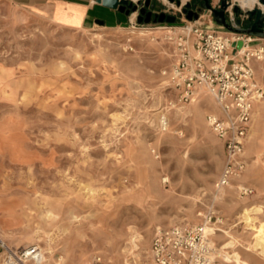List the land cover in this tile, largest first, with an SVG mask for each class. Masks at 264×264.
Masks as SVG:
<instances>
[{
	"label": "rangeland",
	"instance_id": "374dc122",
	"mask_svg": "<svg viewBox=\"0 0 264 264\" xmlns=\"http://www.w3.org/2000/svg\"><path fill=\"white\" fill-rule=\"evenodd\" d=\"M151 1L176 22L71 27L52 2L0 0V264L28 246L40 264H153L157 227L201 223L212 207L217 264H264V98L245 169L220 194L217 104L207 91L181 103L171 83L176 39L211 15ZM252 65L264 90V58Z\"/></svg>",
	"mask_w": 264,
	"mask_h": 264
},
{
	"label": "built area",
	"instance_id": "2783aa9c",
	"mask_svg": "<svg viewBox=\"0 0 264 264\" xmlns=\"http://www.w3.org/2000/svg\"><path fill=\"white\" fill-rule=\"evenodd\" d=\"M214 6L219 7L220 0ZM242 10L243 26L249 9ZM227 16L235 17L232 7L227 10ZM187 29L175 41L177 62L171 71V83L181 103L195 101L200 89H205L217 104L218 112L209 114L207 122L226 148L225 165L215 183L220 192L246 166L243 153L254 107L264 98L252 62L264 58V45L258 43L257 37L230 32L213 20L210 25L195 21ZM239 41L243 42L240 49ZM161 125L167 128L166 116L162 117ZM239 191L244 195L252 192L247 187H239ZM199 214L203 218L201 223L184 222L155 229L150 245L153 264H217L219 253L212 237L222 219L213 207ZM40 255L36 246L21 250L6 247L3 259L5 264H40Z\"/></svg>",
	"mask_w": 264,
	"mask_h": 264
},
{
	"label": "water",
	"instance_id": "95a60500",
	"mask_svg": "<svg viewBox=\"0 0 264 264\" xmlns=\"http://www.w3.org/2000/svg\"><path fill=\"white\" fill-rule=\"evenodd\" d=\"M171 2L175 0H170ZM178 4H181V0H176ZM234 0H220V6L216 7L213 5L212 0H203L198 9L194 11H189L186 15L189 20L198 19L204 14L210 13L213 22L227 29L230 32L239 33L242 35L264 38V9L259 6L249 9L247 11L248 19L241 25L240 16L243 14L241 6L237 3L233 4ZM264 4V0H259ZM98 4L103 5L106 8L117 10L127 17H131L136 13V21L139 24L152 23L153 11L147 10L151 4V0H93ZM139 5L142 7L139 8ZM185 6L189 7L190 3L186 2ZM232 7L234 18L228 19L227 10ZM177 17L173 14H168L166 12L156 13L153 19L154 23L157 22H168L175 23ZM98 24L104 25L105 21L102 19L97 20ZM243 46V42L239 41L237 43V48L240 49Z\"/></svg>",
	"mask_w": 264,
	"mask_h": 264
},
{
	"label": "crops",
	"instance_id": "0c3cea01",
	"mask_svg": "<svg viewBox=\"0 0 264 264\" xmlns=\"http://www.w3.org/2000/svg\"><path fill=\"white\" fill-rule=\"evenodd\" d=\"M43 1L54 3L55 20L71 27L92 28L97 24V20L99 19L105 21L104 25H119L131 21V17H127L117 10L106 8L101 4L93 2V0H18L23 5ZM218 2L219 0L213 4L217 5ZM259 113V110L255 111L254 120L258 118Z\"/></svg>",
	"mask_w": 264,
	"mask_h": 264
},
{
	"label": "bare ground",
	"instance_id": "6f19581e",
	"mask_svg": "<svg viewBox=\"0 0 264 264\" xmlns=\"http://www.w3.org/2000/svg\"><path fill=\"white\" fill-rule=\"evenodd\" d=\"M136 1V0H135ZM164 1H167V0H164ZM235 2H239V5L244 8V9H252L254 7H257L259 6L260 8L264 9V4L261 3L259 0H234ZM253 5V6H252ZM252 6V7H251ZM250 7V8H248ZM205 15V14H204ZM134 18H136V13H134L132 16H131V19L133 20ZM132 33H135V31H132ZM260 40L261 39H264V38H259ZM203 92H206L205 89H200L199 91V95L200 93H203ZM262 100L256 102V103H259L261 102ZM248 139V138H247ZM225 192V188L221 189L220 190V194L224 193ZM263 237V236H262ZM42 252V251H41ZM41 256V259L42 260V254L40 255ZM36 263H39V262H36ZM5 264V263H4ZM34 264V263H33Z\"/></svg>",
	"mask_w": 264,
	"mask_h": 264
},
{
	"label": "flooded vegetation",
	"instance_id": "af4514ba",
	"mask_svg": "<svg viewBox=\"0 0 264 264\" xmlns=\"http://www.w3.org/2000/svg\"><path fill=\"white\" fill-rule=\"evenodd\" d=\"M202 2H203V0H191V2H189L190 3V6L189 7L184 6L183 7V11L186 13V15L188 14L189 11H194L195 12L198 9V7L201 5ZM212 3H213V0H212ZM155 6L156 5L151 1V4H150V6L147 9L148 11L149 10L153 11V14H152V22H153V19L155 17V14L156 13H160V11H157L155 9ZM140 7H142V5H139V8Z\"/></svg>",
	"mask_w": 264,
	"mask_h": 264
}]
</instances>
